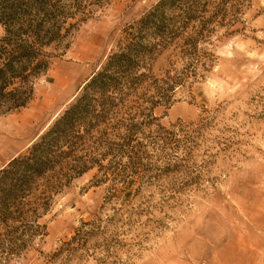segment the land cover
Instances as JSON below:
<instances>
[{
  "label": "rangeland",
  "instance_id": "374dc122",
  "mask_svg": "<svg viewBox=\"0 0 264 264\" xmlns=\"http://www.w3.org/2000/svg\"><path fill=\"white\" fill-rule=\"evenodd\" d=\"M57 1L78 15L65 29L77 25L66 51L47 50L54 57L29 105L0 117V143H8L0 169L51 126L125 31L160 2ZM227 11L200 44L196 72L174 48L152 63L158 79L183 77L152 127L179 142L166 150L148 138L140 160L124 158L108 182L97 169L74 180L40 220L42 239L13 264H264V0H231ZM13 124L21 130L11 135ZM167 163L177 166L165 172ZM80 230L90 234L72 243Z\"/></svg>",
  "mask_w": 264,
  "mask_h": 264
},
{
  "label": "trees",
  "instance_id": "16d2710c",
  "mask_svg": "<svg viewBox=\"0 0 264 264\" xmlns=\"http://www.w3.org/2000/svg\"><path fill=\"white\" fill-rule=\"evenodd\" d=\"M230 1L160 0L125 31L119 50L109 55L51 126L25 153L0 169V260L4 264L21 260L42 239L40 220L54 197L74 180L97 169L104 175L100 183L108 182L109 171L119 170L124 158L129 163L140 160L148 138L166 150L179 142L172 132L152 127L155 109L172 104L171 94L183 84V77L158 79L152 63L156 54L174 48V54L187 62L186 71L202 65L200 44L226 21ZM83 15L79 22L86 19ZM77 16L57 0H0L4 31L0 117L29 105L35 81L47 73L54 57L47 50L68 49L65 40L77 24L68 29L65 25ZM176 163H167L165 172H172ZM88 234L80 230L72 243Z\"/></svg>",
  "mask_w": 264,
  "mask_h": 264
},
{
  "label": "bare ground",
  "instance_id": "6f19581e",
  "mask_svg": "<svg viewBox=\"0 0 264 264\" xmlns=\"http://www.w3.org/2000/svg\"><path fill=\"white\" fill-rule=\"evenodd\" d=\"M19 130H21V128L18 127L16 124H13L11 127H9L7 129L8 132H11V135L13 134L12 132L19 131ZM7 149H8V143L7 142L6 143L1 142L0 143V152L7 151Z\"/></svg>",
  "mask_w": 264,
  "mask_h": 264
}]
</instances>
